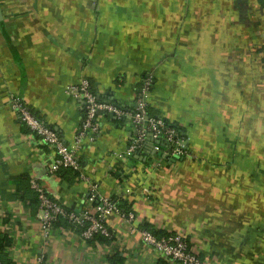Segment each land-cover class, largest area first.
<instances>
[{
  "label": "crops",
  "instance_id": "1",
  "mask_svg": "<svg viewBox=\"0 0 264 264\" xmlns=\"http://www.w3.org/2000/svg\"><path fill=\"white\" fill-rule=\"evenodd\" d=\"M148 75L151 113L182 128L190 156L162 157L154 146L165 141L152 135L127 153L133 122L99 113V133L77 155L82 176L52 174L50 150L11 108L20 98L69 143L84 113L69 84L85 78L98 99L132 109ZM31 178L73 210L88 205L95 183L99 195L130 204L136 229L112 213L111 239L85 240L60 224L46 240ZM142 228L181 233L202 264H264V0H0V230L13 240L8 259L180 264L145 245Z\"/></svg>",
  "mask_w": 264,
  "mask_h": 264
},
{
  "label": "built area",
  "instance_id": "2",
  "mask_svg": "<svg viewBox=\"0 0 264 264\" xmlns=\"http://www.w3.org/2000/svg\"><path fill=\"white\" fill-rule=\"evenodd\" d=\"M152 81V77L149 75L141 80L135 106L132 109H123L114 102L98 99L91 90L89 81L85 78L69 84L66 91L76 100L81 101L84 108L80 130L69 143H65L57 132L43 119L38 118L20 98L12 97L10 103L12 110L18 115L20 123L28 128L41 145L50 150L52 159L48 169L52 174L58 173L62 169H72L82 176L77 155L82 146V140L85 138L93 140L94 135L99 133L100 127L97 123L99 113L111 114L116 119L129 118L133 122L135 135L127 153L134 152L150 133L156 140L161 138L168 144L166 149H161L158 143L154 146L155 151L162 157L190 156L185 139L178 137L175 128L169 127L162 117L148 115L147 100ZM29 186L37 197V215L42 236L46 240L57 222H64L66 226L63 227L78 233L85 240L95 239L96 236L111 239L113 233L107 226L106 219L112 213L120 214L131 231L136 229L134 211L131 209L128 212H122L117 201L112 197L99 195L95 183L90 185L88 191V205L80 210L65 207L34 178L29 180ZM139 233L145 245L167 259L180 264H202L199 254L193 250L186 237L179 232L156 236L150 230L142 228ZM42 260L43 256H40L39 263Z\"/></svg>",
  "mask_w": 264,
  "mask_h": 264
},
{
  "label": "trees",
  "instance_id": "3",
  "mask_svg": "<svg viewBox=\"0 0 264 264\" xmlns=\"http://www.w3.org/2000/svg\"><path fill=\"white\" fill-rule=\"evenodd\" d=\"M140 84H141V82L139 83V85ZM152 87H153V81H152L151 88H150L151 90H152ZM31 111L33 112L32 109H31ZM147 113L149 116H152V117H161L159 115H154L153 113H151L150 106L147 107ZM102 114L108 115V113H102ZM163 119L167 122L169 127L175 128L178 137H183L185 139V134H184L182 128L177 123H171L167 119H165V118H163ZM27 130H28V128H27ZM167 145H168L167 143H164V144H162L161 142L158 143V146L161 147V149H166L168 147ZM62 170H64V169H62ZM70 170H72V169H70ZM60 172L61 171H59V173ZM73 172H75V171H73ZM112 199L117 201L122 212H128L129 210H131L130 204L128 202L124 201L122 198L113 196ZM35 201L37 202L36 195H35ZM37 204H38V202H37ZM60 224L63 226H66L64 222H57V223H55L54 226L60 225ZM144 229H147V228H144ZM147 230H150V229H147ZM151 232L154 233L156 236H163V235L168 234V233H162V232H156V231H151ZM96 239L107 240L106 238H104L102 236H96ZM12 242H13L12 238L6 232H3L0 230V262H1V264H15L8 259L7 254H6V249L12 245Z\"/></svg>",
  "mask_w": 264,
  "mask_h": 264
},
{
  "label": "water",
  "instance_id": "4",
  "mask_svg": "<svg viewBox=\"0 0 264 264\" xmlns=\"http://www.w3.org/2000/svg\"><path fill=\"white\" fill-rule=\"evenodd\" d=\"M149 136H151V134H150V133L148 134V137H149Z\"/></svg>",
  "mask_w": 264,
  "mask_h": 264
}]
</instances>
